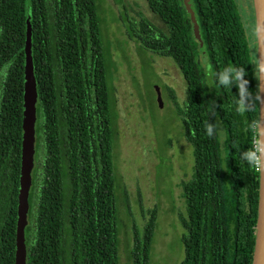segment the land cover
<instances>
[{
  "label": "trees",
  "instance_id": "16d2710c",
  "mask_svg": "<svg viewBox=\"0 0 264 264\" xmlns=\"http://www.w3.org/2000/svg\"><path fill=\"white\" fill-rule=\"evenodd\" d=\"M144 1L150 18L115 0L125 36L172 60L185 82L182 107L173 104L194 175L182 183L180 264H252L259 172L241 157L258 139L259 92L239 9L235 0H190L207 71L183 0ZM28 11L37 97L25 264H119L116 112L98 0H0V264L15 263ZM156 216L147 210L135 229L130 264H149Z\"/></svg>",
  "mask_w": 264,
  "mask_h": 264
},
{
  "label": "rangeland",
  "instance_id": "374dc122",
  "mask_svg": "<svg viewBox=\"0 0 264 264\" xmlns=\"http://www.w3.org/2000/svg\"><path fill=\"white\" fill-rule=\"evenodd\" d=\"M131 17L150 18L144 0H121ZM257 67L253 0H235ZM102 41L110 57V81L116 112L113 166L119 264H130L128 252L135 229L142 231L144 214L156 208V226L149 264H180L185 233L182 183L194 175L193 148L183 136L177 108L185 98L184 79L170 59L150 56L125 36L120 4L98 0ZM158 88L162 108L157 102ZM171 93L174 99H171ZM227 138L218 125V142Z\"/></svg>",
  "mask_w": 264,
  "mask_h": 264
},
{
  "label": "water",
  "instance_id": "95a60500",
  "mask_svg": "<svg viewBox=\"0 0 264 264\" xmlns=\"http://www.w3.org/2000/svg\"><path fill=\"white\" fill-rule=\"evenodd\" d=\"M255 24H256V43H257V75L259 92V120L257 124V134L260 146L259 157L261 169L259 170V189L258 207L255 226V244L252 257V264H264V0H253ZM183 6L192 22L193 37L198 42L199 51L209 70L202 38L200 36L199 25L195 12L192 9L190 0H183ZM26 28V39L24 45L25 66H24V95H23V118L22 129L23 137L21 143V171L19 178L17 222L14 264H25L26 248L24 230L27 225L28 212V192L31 185V175L33 173L34 155V123H35V102L36 86L33 72V60L31 55V22L28 11ZM157 102L162 108L161 96L158 88H155Z\"/></svg>",
  "mask_w": 264,
  "mask_h": 264
},
{
  "label": "clouds",
  "instance_id": "9594fccd",
  "mask_svg": "<svg viewBox=\"0 0 264 264\" xmlns=\"http://www.w3.org/2000/svg\"><path fill=\"white\" fill-rule=\"evenodd\" d=\"M241 74H243V69H241ZM225 82L227 80V77H223L222 78ZM240 113L245 112L247 109L244 108V106L242 104L239 105L238 109H237ZM211 125L207 126V133L209 136H211ZM253 129L256 128V123H253L252 126ZM260 146H259V141H254V150H248L243 157H241L242 160L247 161V163L254 167L256 170H260L261 167V160L260 157L257 155V152L260 151Z\"/></svg>",
  "mask_w": 264,
  "mask_h": 264
},
{
  "label": "built area",
  "instance_id": "2783aa9c",
  "mask_svg": "<svg viewBox=\"0 0 264 264\" xmlns=\"http://www.w3.org/2000/svg\"><path fill=\"white\" fill-rule=\"evenodd\" d=\"M257 130V129H256ZM258 135V134H257ZM257 141H258V139H257ZM253 148H254V142H253ZM257 155L259 156V151L257 152ZM256 171H258L259 172V170H256Z\"/></svg>",
  "mask_w": 264,
  "mask_h": 264
},
{
  "label": "flooded vegetation",
  "instance_id": "af4514ba",
  "mask_svg": "<svg viewBox=\"0 0 264 264\" xmlns=\"http://www.w3.org/2000/svg\"><path fill=\"white\" fill-rule=\"evenodd\" d=\"M207 69V68H206ZM208 71V70H207Z\"/></svg>",
  "mask_w": 264,
  "mask_h": 264
}]
</instances>
